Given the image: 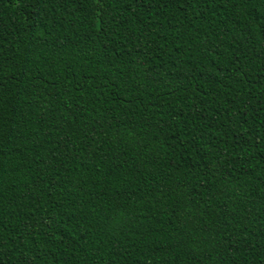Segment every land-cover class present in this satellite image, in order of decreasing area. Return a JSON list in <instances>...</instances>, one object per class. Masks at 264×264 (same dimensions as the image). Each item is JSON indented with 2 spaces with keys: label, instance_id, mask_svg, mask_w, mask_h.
I'll return each instance as SVG.
<instances>
[{
  "label": "trees",
  "instance_id": "obj_1",
  "mask_svg": "<svg viewBox=\"0 0 264 264\" xmlns=\"http://www.w3.org/2000/svg\"><path fill=\"white\" fill-rule=\"evenodd\" d=\"M0 264H264V0H0Z\"/></svg>",
  "mask_w": 264,
  "mask_h": 264
}]
</instances>
